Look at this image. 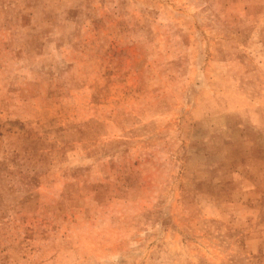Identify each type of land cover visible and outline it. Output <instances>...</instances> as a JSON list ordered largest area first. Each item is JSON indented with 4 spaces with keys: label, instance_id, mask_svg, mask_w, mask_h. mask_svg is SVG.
<instances>
[{
    "label": "rangeland",
    "instance_id": "374dc122",
    "mask_svg": "<svg viewBox=\"0 0 264 264\" xmlns=\"http://www.w3.org/2000/svg\"><path fill=\"white\" fill-rule=\"evenodd\" d=\"M0 264H264V0H0Z\"/></svg>",
    "mask_w": 264,
    "mask_h": 264
}]
</instances>
